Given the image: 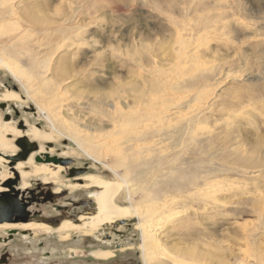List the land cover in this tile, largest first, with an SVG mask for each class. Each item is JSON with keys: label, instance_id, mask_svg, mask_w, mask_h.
Instances as JSON below:
<instances>
[{"label": "rangeland", "instance_id": "1", "mask_svg": "<svg viewBox=\"0 0 264 264\" xmlns=\"http://www.w3.org/2000/svg\"><path fill=\"white\" fill-rule=\"evenodd\" d=\"M3 7L0 54L18 74L0 66V119L53 136L30 141L39 147L35 157L42 149L72 160L86 177L122 178L132 199L123 193V207L173 202L161 233L165 247H230L231 263L246 253L249 262L240 264H264V0H16ZM8 92L19 98L3 101ZM46 107L60 113L58 122ZM8 134L11 149L2 153L10 155L21 149ZM2 157L1 173L15 174L12 159ZM27 160V177L17 175L20 191L51 182L59 206L93 200L97 189L72 188L81 182L64 166L53 182L34 175L44 163ZM144 176L152 180L143 183ZM38 209L59 212L52 204ZM141 222L117 221L90 238L73 232L66 242L56 233L33 241L18 235L12 253L46 263L26 244L43 239L40 253L54 251L60 264L95 262L90 254L99 250L117 255L112 261L138 254L142 262ZM243 231L249 246L239 239ZM117 243L128 250L116 252Z\"/></svg>", "mask_w": 264, "mask_h": 264}, {"label": "bare ground", "instance_id": "2", "mask_svg": "<svg viewBox=\"0 0 264 264\" xmlns=\"http://www.w3.org/2000/svg\"><path fill=\"white\" fill-rule=\"evenodd\" d=\"M11 1L12 0H0V4L3 5L4 7L6 5L7 7H9L11 9L12 4L14 5L16 0L14 3H13V1L12 2ZM63 2L65 4V10L71 12V9L73 6L68 2H65V1H63ZM0 10H3V9L0 8ZM2 14H3V12H2ZM210 16H212V15L210 14ZM12 17L14 18L13 15H12ZM15 25H18V24L15 23ZM13 26L14 25H12V27ZM8 29L10 30V28H8ZM14 29H15V27H14ZM14 29H11V30H14ZM206 33H207V31H206ZM62 42H63V40H62ZM184 44H185V42H184ZM184 44H183V46H184ZM88 47H89V49H94L96 47V45L94 42H91ZM183 49H184V47H183ZM0 66L6 67L7 69L10 70L11 73H13L15 76H17L18 73H16L15 67L12 64L8 63V61H6L1 56V54H0ZM19 74H21V73H19ZM23 76H21V78ZM156 83L161 88L167 85V83L165 85V83H163L159 79L156 81ZM166 88L167 87H165L163 89H166ZM28 95L33 97V92L29 91ZM18 98H19L18 94L8 92V94L3 95L2 100L3 101H9V100H14V99L16 100ZM54 110L50 109V107L45 108V112L47 114L48 119H50L51 121H53L55 119L54 121L58 122L60 119V113H58ZM146 111H149V110H146ZM1 122L2 121L0 119V153H2V151H7V150L11 149V144H10L11 141L8 140L6 137L7 135H9L8 134L9 132H12V134L18 138L24 134L23 131H19L15 127H13L11 125V122H2V123ZM24 126H26V125H24ZM28 133H29V137L31 140H38L39 139V140H44V141L49 142V141L54 139L52 135L49 136L48 134H44L40 129H36V128H34L33 130H31V129L27 130L26 135H28ZM110 147H112V146H110ZM161 150H163V149H161ZM17 152H18V149L16 150L14 148L13 154H10V155H14ZM41 152H43L42 149H41ZM94 152H95V150H94ZM94 152L93 151H91V152L86 151V153L85 152H83V153L91 156V153H93L92 155L96 154ZM2 154L5 156L7 155L4 153H2ZM34 158H35V155L33 154L29 158L27 163L33 165V159ZM95 158L97 161L101 160V158H99L97 155L95 156ZM12 161H13L12 165L16 164V166L13 168V170L16 172V174H18V175L20 174L21 179H25L27 177V174L25 172H23V167H24L25 163H23L21 161H16V157L13 158ZM4 164L6 165L7 162L5 161V159L1 155L0 156V167L3 166ZM113 169H111V170L113 171V173H115V170H113ZM63 170H64L63 166H60L59 164H56V165L55 164H37V165H35L34 175H45V177L49 179L48 181L56 182V181L60 180V173L63 172ZM2 171H3V168L0 170V193L5 192V190L7 189L5 187V185L7 183H5L4 185H3V183L7 179L13 178L15 175L13 172L6 173L3 175V173H1ZM148 171H149V168L142 170L139 174L146 175L149 173ZM79 179L84 182L83 185L75 183V185H71L72 188L76 189L78 187H85V188L91 189V190L97 189V191L94 192V198H93V202L96 206V214L94 213L95 215H93L91 217H86V216L81 217L80 216L81 217L80 218V221H81L80 225L66 221L56 231H54V229H52L48 225L38 224V223H31V224H27V225H15V226L5 224V225H0V229L8 230V229L15 228V229H20V230H28V231L33 232L34 235H36L38 233L52 234L55 232L56 234L60 235L61 239L66 240L70 237V234L73 232H77V233L85 235V236H93L102 227H104L108 224H113L117 221H124V220L129 219V218H137V219L142 221L138 228H139V230H141V245L139 248L141 250V256H142L144 264H234L231 262L236 261V257L234 256V251L230 247L218 248L216 250H213L211 248L206 249L204 247H200V245L194 246L193 248H186V247H182V246H176V247L166 246L165 247V245L163 244V241L161 239V235H162L161 233L163 232V229L165 228V226H164L165 223H167V219H168V218L166 219L167 215L172 213V212L170 213V211L172 210L171 207L174 204L173 202L167 201L165 204L163 202V203H161L162 205H159V206L154 205V206H150V207L144 206V203H140V204H137V205H134L131 207H123L118 202L119 198L123 195V193H125L127 195L126 198H128V200H130V202L132 200L130 198L131 188L126 183L127 181H125L121 178V180L118 182H110V181H105L101 178H95V177H89V176L86 177L84 175L79 177ZM150 180H152V179H150V177L144 176L142 182L144 183L145 181H150ZM47 183H51V182H47ZM124 184H127V186H124ZM19 189H22V188L20 187ZM25 189L26 188H24V190ZM173 201H175V200H173ZM212 209H213V206H212ZM173 215H171V216H173ZM239 239L241 241H243L246 246L250 245V243H249L250 234H247L245 231L242 232ZM243 254H245V255L242 258H240V262L238 264L244 263V262H249V256H247L246 253H243ZM112 255H113L112 252H107V251H105V252L102 251V254H97L98 257H103L105 259L111 257Z\"/></svg>", "mask_w": 264, "mask_h": 264}, {"label": "flooded vegetation", "instance_id": "3", "mask_svg": "<svg viewBox=\"0 0 264 264\" xmlns=\"http://www.w3.org/2000/svg\"><path fill=\"white\" fill-rule=\"evenodd\" d=\"M20 125H21V123L19 124V126ZM18 128L20 129V127H18ZM20 130H22V129H20ZM23 133L24 134L21 137L17 138L16 142L22 137H28V135H26V131H24ZM29 140L32 141L30 138H29ZM38 149H39V147H38ZM21 153L22 152L20 150L14 155H6L5 156L2 153H0V156L2 155L5 158L13 159ZM35 153H37V151L33 152L28 157V160L33 154L35 155ZM39 155H40L41 159H45V155H49L50 157H57L59 159H64V158L56 156V155H51V152H49V151H47V152L46 151L45 152L39 151ZM35 158H37V156ZM44 164H54V163H44ZM11 167L13 169L15 166L11 165ZM65 170H66L65 172L68 174V176L71 172L77 173V172L83 171V173L79 174L80 176L79 175L75 176V177H73V179L78 181V182H81V184L84 183L83 181H81L79 179V177L83 176L82 174H84V172H85L83 169L75 168L73 166V163H71L70 165L65 167ZM15 175H18V174L15 173ZM11 180H15V179H13V178L7 179L3 183V185L5 183H8ZM18 185H19V181L17 182L15 189L20 192L19 198L22 200V202L25 204H28L27 211L29 212L30 215L24 221L23 220H16V218H13L10 222L2 223L0 225L7 224V225L15 226V225H27V224H31V223H38V224L48 225L49 227L54 229V231H56L66 221L72 222V223L76 222L74 224H77V222L81 223L80 218L83 217V216H81L82 214H87V215H92V216L96 214V207H94V202L92 199H88L87 201H81L80 200L79 203L68 202L64 206H59L56 203V201H57V195H59L60 193L53 190V188L51 187V183H47V182L40 183V181H38L37 183L34 184V187L31 186V188H29V189L26 188L27 190H25V191H20V189H17L19 187ZM5 191H7V189ZM45 204L46 205L52 204L53 206L56 207V210L59 212L56 215H48V216L45 215L41 209H38V207L45 205ZM70 205L72 206L71 208L69 207ZM34 206H37V208H34ZM80 208L83 211H78ZM93 213H95V214H93ZM77 225H80V224H77ZM4 232H5V235L0 236V264H60V263H57L58 262V261H56L57 259H51L54 256V253H53L54 251L53 252L44 251L43 253H40V251H42L45 247V243L43 242V239H41V241H39L37 243L34 241V243L28 242L26 244L28 246V249L32 248L33 245H36L37 250H35V252H36L35 254H38V257L40 256V258H41V255L44 254L45 256H43V258L49 259V261L46 263H36V261H35L36 258H35L32 261H28V263L22 262V260H23L22 257H17V258L14 257L15 255L12 253V248H11L12 244L15 243V241L18 238L17 237L18 235H21L25 238H30L32 241L35 239L34 237L37 235H34L33 232L28 231V230H20V229H15V228L5 230ZM115 232H119V230L115 228ZM41 235H45V234H41ZM83 236H85V235H83ZM102 236H105V235L103 234ZM86 237H91V236H86ZM108 238H111L110 235H108ZM61 240H63V239H61ZM66 240L68 241L69 238ZM107 240L108 239L106 238L104 244H106L109 241V240L108 241ZM61 242H66V241L63 240ZM127 250H128L127 248L122 247V245L117 243V246L115 249L116 252H120L121 254H123ZM70 251L72 253L74 252V250H71V249H70ZM102 251H104V250L95 251V252H93V254L91 253L90 257L94 258V260H96V261L95 262L89 261V264H101L102 261L106 262V261H110V260H111L110 262H113V263L109 262V264H144L143 261L140 262L138 254L136 256L131 254L127 257H122L120 259H116V260L112 261L114 258L117 257V255H112L111 257H109L107 259H105L103 257H98L97 254H102ZM107 252H110V251H107ZM79 254L80 255L82 254L81 251H79ZM69 257L73 258L75 256L69 255ZM61 264H70V263H61ZM106 264H108V263H106Z\"/></svg>", "mask_w": 264, "mask_h": 264}, {"label": "water", "instance_id": "4", "mask_svg": "<svg viewBox=\"0 0 264 264\" xmlns=\"http://www.w3.org/2000/svg\"><path fill=\"white\" fill-rule=\"evenodd\" d=\"M0 108H5V105L0 106ZM19 127L22 130L25 129V126H23V124H21ZM16 144L22 152L18 157H16V161L26 160L31 153L38 151V145L36 143L30 142L27 137L20 138L16 142ZM36 162L54 163L67 167L72 163V160L59 159L57 157H50L49 155H45V159L37 157ZM81 173H83V171L77 173L71 172L69 174V177L73 178ZM18 181L19 178L17 176L15 180H11L5 185L7 191L0 193V224L10 222L13 218H16V220L24 221L30 215L27 211L28 204L22 202V200L19 198L20 192L15 189Z\"/></svg>", "mask_w": 264, "mask_h": 264}]
</instances>
